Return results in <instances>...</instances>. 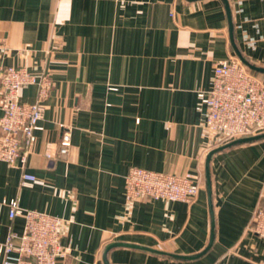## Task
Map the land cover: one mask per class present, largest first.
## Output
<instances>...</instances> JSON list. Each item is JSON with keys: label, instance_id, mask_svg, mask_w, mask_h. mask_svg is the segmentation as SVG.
Instances as JSON below:
<instances>
[{"label": "crops", "instance_id": "obj_1", "mask_svg": "<svg viewBox=\"0 0 264 264\" xmlns=\"http://www.w3.org/2000/svg\"><path fill=\"white\" fill-rule=\"evenodd\" d=\"M228 1L238 47L264 66V0ZM0 42L6 63L45 69L54 81L25 167L0 160L2 239L24 229L5 202L18 198L62 218L66 254L57 264H106L115 241L164 253L116 246L109 264H264V239L250 229L264 188V137L213 153L208 247L207 157L230 140L206 127L198 91L212 87L216 61L237 55L225 0H0ZM36 93L26 86L21 100ZM1 100L0 88V116ZM132 165L196 173L199 193L192 202H128ZM24 171L37 177L31 186L22 185Z\"/></svg>", "mask_w": 264, "mask_h": 264}, {"label": "built area", "instance_id": "obj_2", "mask_svg": "<svg viewBox=\"0 0 264 264\" xmlns=\"http://www.w3.org/2000/svg\"><path fill=\"white\" fill-rule=\"evenodd\" d=\"M9 48L0 42V88L2 90L0 116V160L25 167L35 132L41 129L45 102L51 94L54 81L47 70L33 71L29 66L5 62ZM37 87L33 102L21 100L22 89ZM206 107L205 125L229 141L264 132V79L242 62L237 55L220 59L214 64L212 87L198 91ZM69 131H63L61 151L71 144ZM48 157L54 156L47 152ZM37 177L24 171L22 185L31 186ZM125 197L128 202L150 197L167 201L192 202L200 190L196 173L176 175L132 165L125 178ZM9 216L25 218L21 233L11 230L2 239L0 254L3 264H57L66 254L61 243L64 222L61 217L45 211L24 208L18 198L5 200ZM250 229L264 239V188L255 210Z\"/></svg>", "mask_w": 264, "mask_h": 264}, {"label": "water", "instance_id": "obj_3", "mask_svg": "<svg viewBox=\"0 0 264 264\" xmlns=\"http://www.w3.org/2000/svg\"><path fill=\"white\" fill-rule=\"evenodd\" d=\"M226 3V7H227V11H228V15H229V20H230V29H231V41L233 44V47L235 49V52L237 54V56L242 60V62L244 64H246L250 69H254L256 71H260V72H264V66H260L257 65L253 62H251L250 60H248L242 53V51L240 50V48L238 47L236 41H235V37H234V24L232 22V17H231V9H230V4L228 0H225ZM264 137V132L256 134V135H251V136H245V137H240V138H236L233 140H230L229 142L214 148L213 150H211L208 154L207 157V164H206V182H207V189H208V196H209V203H210V207H211V213H212V231H211V237H210V242L208 247L213 243L214 240V213H213V201H212V182H211V172H210V161L212 158L213 153H215L218 150L227 148L229 146L235 145L237 143H242V142H247V141H252L258 138H262ZM116 246H130V247H137V248H143L146 250H150V251H154V252H160V253H164V251L162 250H158L155 248H151V247H147V246H143L140 244H135V243H130V242H124V241H115L110 243L106 249L104 250V260L106 264H109L108 261V252L111 248L116 247ZM207 247V249H208Z\"/></svg>", "mask_w": 264, "mask_h": 264}, {"label": "trees", "instance_id": "obj_4", "mask_svg": "<svg viewBox=\"0 0 264 264\" xmlns=\"http://www.w3.org/2000/svg\"><path fill=\"white\" fill-rule=\"evenodd\" d=\"M253 73H255L256 75L263 77L264 76V72H260V71H256L254 69H250Z\"/></svg>", "mask_w": 264, "mask_h": 264}]
</instances>
